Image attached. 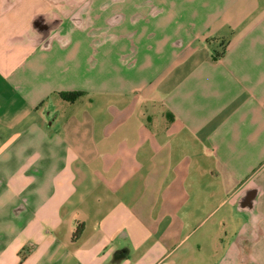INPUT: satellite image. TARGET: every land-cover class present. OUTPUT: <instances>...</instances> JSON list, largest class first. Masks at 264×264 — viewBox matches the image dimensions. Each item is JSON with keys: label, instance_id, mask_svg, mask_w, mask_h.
Here are the masks:
<instances>
[{"label": "crops", "instance_id": "1", "mask_svg": "<svg viewBox=\"0 0 264 264\" xmlns=\"http://www.w3.org/2000/svg\"><path fill=\"white\" fill-rule=\"evenodd\" d=\"M0 264H264V0H0Z\"/></svg>", "mask_w": 264, "mask_h": 264}, {"label": "trees", "instance_id": "2", "mask_svg": "<svg viewBox=\"0 0 264 264\" xmlns=\"http://www.w3.org/2000/svg\"><path fill=\"white\" fill-rule=\"evenodd\" d=\"M82 93L81 92H61L60 95L65 100H74L78 98Z\"/></svg>", "mask_w": 264, "mask_h": 264}, {"label": "rangeland", "instance_id": "3", "mask_svg": "<svg viewBox=\"0 0 264 264\" xmlns=\"http://www.w3.org/2000/svg\"><path fill=\"white\" fill-rule=\"evenodd\" d=\"M109 9H110V11H112L113 13H119V11H120V7H119V5H118L117 3H113L112 1L109 2ZM118 32H119L118 29H115V30H113V31L111 32V34H112V35H114V34H119Z\"/></svg>", "mask_w": 264, "mask_h": 264}]
</instances>
